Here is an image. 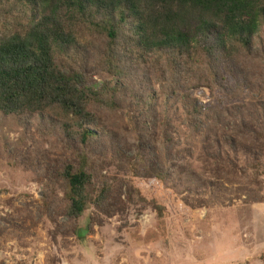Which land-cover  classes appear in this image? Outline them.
Segmentation results:
<instances>
[{
	"label": "rangeland",
	"instance_id": "1",
	"mask_svg": "<svg viewBox=\"0 0 264 264\" xmlns=\"http://www.w3.org/2000/svg\"><path fill=\"white\" fill-rule=\"evenodd\" d=\"M91 56L84 72L99 89L111 80ZM242 66L256 72L259 65ZM153 73L139 92L152 138L167 134L173 141L166 186L176 197L165 202L168 217L159 219L132 191L122 155L136 154L130 121L137 114L123 98L119 110L100 113L111 138L96 145L92 160L108 201L80 218L91 226L81 240L64 215L60 180L44 213L48 182L75 158L72 142L52 123L0 112V264H264V177L254 179L251 168L264 165V97L257 90L232 96L217 86L192 88L190 77L167 76L163 85ZM193 105L201 114L198 130L189 123Z\"/></svg>",
	"mask_w": 264,
	"mask_h": 264
},
{
	"label": "trees",
	"instance_id": "2",
	"mask_svg": "<svg viewBox=\"0 0 264 264\" xmlns=\"http://www.w3.org/2000/svg\"><path fill=\"white\" fill-rule=\"evenodd\" d=\"M0 25V112L52 123L72 142L75 158L48 182L44 213L60 180L64 215L80 240L91 231L80 218L108 201L92 156L111 138L101 110H119L121 98L137 114L130 121L136 154L122 151L132 191L159 219L168 217L165 202L176 197L166 186L173 141L167 134L152 138L146 128L149 114L142 113L149 108L139 90L147 74L158 72L163 85L167 76L190 77L192 88L217 86L232 96L257 90L264 97V0H0ZM90 56L111 80L99 89L84 72ZM241 63L259 66L248 72ZM188 115L198 130L194 105ZM251 168L254 179L264 177L259 161Z\"/></svg>",
	"mask_w": 264,
	"mask_h": 264
}]
</instances>
